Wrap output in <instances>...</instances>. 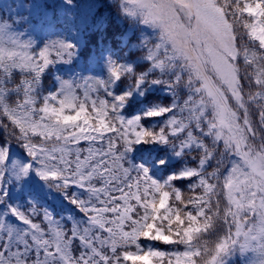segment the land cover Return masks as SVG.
Here are the masks:
<instances>
[{
  "label": "snow or ice",
  "instance_id": "snow-or-ice-1",
  "mask_svg": "<svg viewBox=\"0 0 264 264\" xmlns=\"http://www.w3.org/2000/svg\"><path fill=\"white\" fill-rule=\"evenodd\" d=\"M0 264H264V0H0Z\"/></svg>",
  "mask_w": 264,
  "mask_h": 264
}]
</instances>
